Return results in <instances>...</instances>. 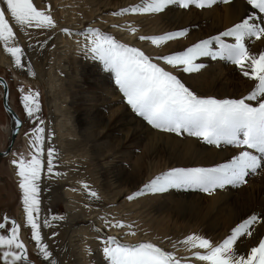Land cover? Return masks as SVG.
Segmentation results:
<instances>
[{
  "label": "snow or ice",
  "instance_id": "6c2138e0",
  "mask_svg": "<svg viewBox=\"0 0 264 264\" xmlns=\"http://www.w3.org/2000/svg\"><path fill=\"white\" fill-rule=\"evenodd\" d=\"M235 0H140L110 13L113 17L129 15H167L173 6L180 9H212L220 4L233 6ZM244 14L223 30L181 44L167 51H148L139 43L122 41L101 27L87 26L73 30L63 27L55 19L50 7L34 0H0V46L9 55L15 68L35 77L29 51L37 44L46 49L56 33L74 39L76 51L86 60L99 62L110 72L122 100L131 112L161 133L177 137L195 138L203 145L227 151L222 161L210 165L172 166L150 177L143 186L126 196L128 201L148 194H164L169 190H192L212 196L218 190L238 189L250 177L264 175V0H244ZM249 8L252 11H249ZM121 25L114 23L112 28ZM44 36L36 40L31 30ZM125 31L138 42H149L155 49L168 48L190 34V27H179L161 34H138L139 28L127 24ZM21 36L28 40L23 44ZM55 47V44H52ZM231 64L239 74L251 82L246 94L239 96L207 95L198 93L181 74H202L209 62ZM7 89L8 85L4 84ZM19 102L33 124L28 133L27 154L12 152L11 163L16 170L18 189L23 209V225L8 216L0 222V264H33L29 250L21 238V228L30 231L42 264H61L57 250L50 241L59 233V222L66 215L52 214L43 203V193L50 191L47 182L67 178L60 171L59 154L51 144L53 133L47 129L41 115L40 93L31 87L18 88ZM7 101V92H5ZM14 131L22 121L12 116ZM8 153H4L7 155ZM89 203L97 208L100 226L93 225L97 251L102 254L99 264H264V205L240 219L220 239L193 231L183 238L164 237L162 240L124 239L135 237L133 223H126L103 209L99 191L87 181H77ZM113 206L107 205L108 209ZM51 232V236L45 232ZM115 229L120 234H110ZM127 229L128 231H124ZM107 230V231H106ZM250 240V242H249ZM167 242V244L165 243ZM85 252L93 250L85 247Z\"/></svg>",
  "mask_w": 264,
  "mask_h": 264
},
{
  "label": "bare ground",
  "instance_id": "6f19581e",
  "mask_svg": "<svg viewBox=\"0 0 264 264\" xmlns=\"http://www.w3.org/2000/svg\"><path fill=\"white\" fill-rule=\"evenodd\" d=\"M138 2L140 0H34L36 4L43 3L45 7H50L55 19L63 27H69L73 30L83 29L87 22V26L101 27L103 30L113 33L122 41L139 43L141 47L148 51H167L169 48H176L181 44L187 45L189 42L201 37L182 38L179 43H170L168 48L160 50L155 49L149 42L134 40L125 31V26L131 22L139 28L138 34L146 35L161 34L163 31L175 30L181 26L191 27L196 25L195 19L190 21V14L179 10L167 12V15L163 16L164 18L160 17L161 15H144L145 18L137 15L125 17L110 15L112 11H116L120 7ZM246 7L239 0H235L233 6L224 5L221 16L215 15V23L209 27L210 33L215 31L214 28L230 26L240 15L244 14ZM114 23L121 25V27L112 28ZM31 33L35 38L32 41L33 43L36 40L44 39V36L38 30L33 29ZM54 35L55 39L50 42L46 49H41L37 44L34 51L28 52L33 70L36 73L35 77L28 76L26 69L15 68L9 55L3 51L2 46H0V64L12 67L16 83L37 89L41 88L46 93L48 115L45 123L47 129L53 133L51 144L59 154L61 165L59 170L67 173V178L64 180L47 182L50 191H45L42 194L43 203L51 213L55 201H60L66 211V220L59 222L56 229L59 234L50 241L51 246L57 250V259L61 261V264H99L102 258H100L99 251L93 246L96 244L93 239V236H96L93 225L100 226L101 222L97 219L99 215L97 208H100L101 204H91L90 208H86L84 205L89 201L85 196L79 191H71L72 187L79 188L77 181H87L99 191L103 198L104 210L120 219L123 215L122 219H130L129 221L124 220L126 223H133L135 228L143 229L145 224L150 223L146 217H149L151 211L138 209L141 208L139 203L131 205L133 208H127L130 206L131 201L124 197L142 187V184L149 178V172L153 173L149 170V167L161 165L183 166L198 162L207 165L214 161H222L225 156H228V153H215L207 145H201L195 138H180L175 134L161 133L145 124L139 117L133 116L128 109H124V106L119 109L117 105L118 98L114 95L116 91L113 90L115 88L109 91L106 79L98 78L92 65L94 61L86 60L83 55L76 51L74 39H68L65 36L60 37L59 33ZM21 40L23 42L22 46L28 43V40L22 36ZM250 43L256 47H264L255 40ZM52 44H55V47H52ZM210 70L213 69L210 68ZM59 72H62L61 75ZM82 75L86 77L85 80H82L84 78L79 79ZM181 77L186 82L189 80V85L196 91L197 89L203 91L202 94L220 96L221 93L230 92L232 88V86L217 88L219 75L215 77L214 71L205 81L200 79L203 77H199L194 81L191 74H182ZM86 80L90 83L89 88L85 87ZM224 84H227V82H224ZM95 88L99 93H94L96 92L93 90ZM218 89L219 91L216 92ZM102 90L107 92L108 97L101 96L100 92ZM246 90L247 88L240 89L239 92L242 94ZM146 133L148 134L146 135ZM146 139L148 145L140 153L134 156L135 154L132 151L126 158L129 162L133 161L129 173L111 178L110 174L118 169V164L113 161L119 155L120 148L129 144L128 142L137 144L142 141L141 143L145 145L147 144V142H144ZM28 140L29 137L25 136L24 144L28 150L23 148V151L26 153L29 151ZM10 170L14 178L18 180L12 163H10ZM109 170L112 172L108 173ZM241 193L245 194L242 195ZM241 193L238 195L240 201L250 200V189H245ZM190 195L182 198L181 203L186 204L189 208L196 206L195 212H201L200 215L188 220V222L191 221V224L196 225L198 219L204 221L210 213L207 207L200 205L201 195ZM218 196L223 197L225 200L230 198H226L223 193H219L210 196L208 199L212 201ZM244 197L247 199H244ZM109 204L113 206L111 209L107 208ZM244 204L240 202L228 211L231 219L228 220L227 224L232 223L235 225L245 217L247 209L244 208ZM170 219L172 220V217ZM16 220L17 223L23 225L22 204L19 206ZM181 223L182 225L185 224V220ZM152 226L155 228L154 224ZM257 229L261 232L264 230L260 226H257ZM115 231L117 230H112V232ZM27 232L30 231L22 226L21 238L38 255L34 242H31L30 238L26 236ZM45 232L48 236H51L49 230L45 229ZM165 232L166 229L163 227L160 230L155 228L154 234L157 236L156 233H159L161 237ZM151 234L149 236H152ZM211 236L216 238L214 232ZM219 236L222 237L223 235ZM126 237H128L126 239L128 240L131 236ZM86 246L93 250L91 255L85 252ZM61 251H64V254H61Z\"/></svg>",
  "mask_w": 264,
  "mask_h": 264
},
{
  "label": "rangeland",
  "instance_id": "374dc122",
  "mask_svg": "<svg viewBox=\"0 0 264 264\" xmlns=\"http://www.w3.org/2000/svg\"><path fill=\"white\" fill-rule=\"evenodd\" d=\"M239 1H242L244 3V0H239ZM223 6H224L223 4H220L219 6H213L212 9H205V10L196 9L195 7H192L191 10H185V9H180L178 7L173 6L172 11L174 12V11L179 10V11H182L184 13L190 14L191 15L190 21L195 19L196 25H192L190 27L191 31H190V34L188 37L197 38V36H201L199 38H206L209 34H215L218 30H223L225 28V26L217 28V29L214 28L213 30H215V31L212 33H210V28H209L210 25L215 23V18H214L215 15L217 14L218 16H221ZM250 11H252V10L250 9ZM137 16H141V15H137ZM146 16L143 15L141 17L145 18ZM160 17L164 18L163 16H160ZM133 23H134V21H133ZM87 25L88 24L86 22L85 27H87ZM59 35H60V37L61 36L64 37V35L61 33H59ZM92 65H93V68L95 69L94 71H96L98 78H102V79L105 78L106 79V81L108 83L109 91H111L113 88H115L113 90L116 91V94H114V95L116 98H118V104H117L118 108L122 109L123 108L122 106H124V109L126 108L131 112V109L126 105V102H124L122 100V94L119 93V91L115 85L114 78H113L112 74L110 72L104 70L103 66L99 62H94V64H92ZM210 68H212L213 70H210ZM0 71L5 72V74L9 75L11 80L13 81V83L17 84L16 79H14V77H13V72H12L11 66L0 64ZM213 71H214L215 77H217L219 75V79H218L217 86H216L217 88L220 89L221 87H224V86H232L230 92L225 93V94L221 93L220 96H222L223 94L229 95V96H239L242 94H246L247 91L251 87L250 81H248L246 78H243L239 74V72L235 69V67L233 65L225 63V62H215V61L209 62L207 70L203 71L202 74L193 73L191 75H192V78L194 81H196L197 78H199V77H203L200 79H204V81H205V79L208 80L209 75H211V73H213ZM61 73L62 72H59L60 75H61ZM82 78H84V79H82ZM85 78L86 77L84 75H82V76H80L79 79L85 80ZM181 79L183 80L182 77H181ZM224 82H227V84H224ZM189 83H190L189 80H187V84H189ZM20 85H23V84H20ZM24 86H26V85H24ZM85 87L86 88L90 87V83L88 80H86V82H85ZM33 88H35V87H33ZM245 88H247V90L245 92H243L242 94H240L239 90L240 89L244 90ZM35 89H37V88H35ZM219 89L216 90V92H218ZM38 90L40 93L41 115H42V118L45 120L47 118V115H48L47 103H46L47 98L45 96L46 93H45L44 89L40 88ZM93 90L96 91V92H94L95 94L99 93V92H97V88H95ZM197 92L202 94L201 92H203V91H200V89H197ZM100 93H101V96L108 97L107 92H105L104 90H102ZM131 114L133 116H135L132 112H131ZM144 123L147 124L146 122H144ZM154 130H156V129H154ZM29 131H27L26 133H28ZM147 134L148 133H146V135ZM25 136L26 135H24L23 138L21 139V141H19L17 144V147H19L18 149H16L17 153L23 152V153L27 154L25 151H23V148L27 149L26 145L24 144V137ZM181 137L193 139L192 137H187V136H180V138ZM147 141L148 140L146 139L144 142L146 143ZM141 142H139L137 144L136 143L133 144L131 142H128L129 144L120 148L119 155L118 156L116 155L117 158L113 161L115 164L116 163L118 164V169L115 172L111 171L112 173L110 172V170L108 171V173H111L110 174L111 178H114L115 176L125 175V174L129 173L133 161L131 160L129 162V161H127L126 158L130 155V153L132 151L135 154L134 156H136V154L140 153L142 151V149L148 145V142L145 145H144V143H141ZM200 144L202 145V143H200ZM208 147H210L212 150H214L215 153H220V154L221 153H225V154L228 153L227 151H221L219 149H214L211 146H208ZM11 155H12V153H11ZM228 155H229V153H228ZM13 158L14 157H12V159ZM12 159H11V161H12ZM11 161H10V163H11ZM197 165L207 166L210 164L206 165L204 163L198 162L196 164H189V165H183V166H197ZM169 167H172V166L161 165V166H155L152 168L149 167V170H151L153 173L149 172L148 177L150 178L156 174H159L161 171L167 170ZM11 174H12V172H11ZM149 178H147V180ZM16 183H18V180H16ZM8 184L9 185L5 186V188H0V198L3 197L2 194H5V195H6V193H7V195L10 194L11 196H9V199L6 200L7 207L5 209H7L9 207V205L14 204V206L16 205V207H17L16 212L18 213L19 206L21 205L20 192H18V190H16V188L13 186L12 182L9 181ZM142 186H143V184H142ZM245 189H250V191H251V193L249 195L250 200H248L246 197H244V199H247V200L240 201V199L238 198V195H240V193ZM219 193H223L226 198H228V197H230V198L225 200L222 196H221L222 198H220L218 196V197H215L212 201H210L208 199L210 196H208L205 193H200V192L192 191V190L172 189V190H169L168 193L155 194V195L148 194L144 197H140L134 201H131L129 203L130 206H128L127 208H130V207L133 208L131 205H136V203H139L141 208L137 207L138 209L151 211V213H150V215H148L149 217H146L147 220L149 219L150 223L145 224L143 229H138V228H135V226H134V229L137 231V235H136V237H133V238L129 237L131 240L130 239H128V240L132 241L135 239H138V240H150V239L157 240L158 239L157 241H159V240H162L164 238L163 236H165V237L170 236L173 239H177V238H183V236L185 234H189L193 231L200 232L203 234H207L208 236H211L212 233L214 232V236L217 239L223 238L230 231V228L234 226L232 223L227 224L228 220L231 219V217L228 215V211L230 209H232L233 207L240 204V202L245 203L244 208L246 207L247 213H246L244 218H246V216L248 214H251L252 210H258L261 205H264V175H257L254 177H250L248 180V183L246 185L241 186L238 189H232L229 187V189L226 191L218 190L217 193L213 194L212 196L218 195ZM129 194H131V193H129ZM190 194L201 195V197L199 199V201H200L199 203L201 206L207 207V209L210 213V215L204 221L201 219H198V223L196 225L191 224V221L188 222V220H189V218H193L196 215H200L201 212L200 211L195 212L196 206L189 208L186 204L181 203V199L184 197L191 196ZM241 194L243 195L245 193H241ZM5 195H4V197H5ZM124 198L126 199V196ZM186 200H190V199H186ZM65 212L66 211H65L64 207L62 206V204L60 203V201H55L53 203L52 214L65 215ZM16 216H17V214H16ZM170 217H172V220L170 219ZM122 218H123V215L121 216V219ZM123 220L129 221L130 219H123ZM151 220H153V221H151ZM183 220H185V224L182 225L181 222ZM16 222H17V220H16ZM152 224L155 225L156 230H160L161 227L166 229L165 234L160 237L159 233H156L157 234V236H156L154 234L155 228H154V226H152ZM257 226H259V225H257ZM124 231H128V230L125 229ZM262 232H264V230ZM148 233L149 234L152 233L151 234L152 236H149ZM110 234H117L118 235L120 233L118 231H115V232L111 231ZM145 235L148 237H146ZM219 235H223V236L220 237ZM26 236H27V238H30V232H27ZM94 237L95 236H93V239H94ZM127 238L128 237H124V239H127ZM95 241H96V244H94L93 246L97 250V246H98L99 242L97 240H95ZM165 243L167 244L166 241H165ZM26 246L29 250V255L30 256L32 255L34 257L35 263L36 264H42V258L39 257V255H36L28 245H26ZM61 254H64V251H61ZM35 257H37V258L35 259ZM100 258H102L101 253H100ZM67 260H68V258H67Z\"/></svg>",
  "mask_w": 264,
  "mask_h": 264
},
{
  "label": "flooded vegetation",
  "instance_id": "af4514ba",
  "mask_svg": "<svg viewBox=\"0 0 264 264\" xmlns=\"http://www.w3.org/2000/svg\"><path fill=\"white\" fill-rule=\"evenodd\" d=\"M4 84L8 85L7 89L4 88ZM20 86L21 85L18 83H13L9 75L0 71V188H5V186L9 185L8 183L10 181L18 192V183H16V179L10 171L11 153H17L16 149L19 148L17 147L18 142L21 141L25 133L33 126L32 122L27 119L23 111V106L19 102L18 88ZM22 86L25 89L29 88V86ZM5 92H7V101H5ZM13 115L22 121V125L18 132L14 131L15 121L12 119ZM4 153L8 154L4 155ZM4 195L5 194H2L3 197L0 198V222H3L2 218L5 215L11 220L16 219L17 214V207L16 205L14 206V204L9 205V207L5 209L7 207L6 200L9 199L11 195H7V193L5 197ZM29 259L33 264H36L32 255H29Z\"/></svg>",
  "mask_w": 264,
  "mask_h": 264
}]
</instances>
